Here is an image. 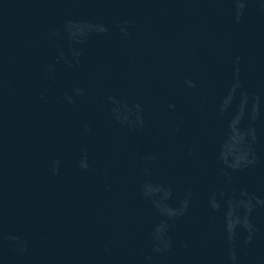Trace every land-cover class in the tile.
Segmentation results:
<instances>
[{
  "label": "water",
  "instance_id": "water-1",
  "mask_svg": "<svg viewBox=\"0 0 264 264\" xmlns=\"http://www.w3.org/2000/svg\"><path fill=\"white\" fill-rule=\"evenodd\" d=\"M0 264H264V0H0Z\"/></svg>",
  "mask_w": 264,
  "mask_h": 264
}]
</instances>
